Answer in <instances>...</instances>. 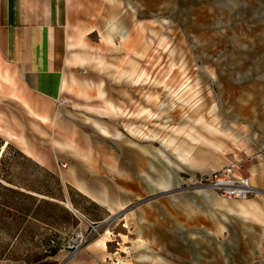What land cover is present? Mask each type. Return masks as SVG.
I'll return each instance as SVG.
<instances>
[{
  "label": "rangeland",
  "instance_id": "rangeland-1",
  "mask_svg": "<svg viewBox=\"0 0 264 264\" xmlns=\"http://www.w3.org/2000/svg\"><path fill=\"white\" fill-rule=\"evenodd\" d=\"M47 10L57 40L30 33L47 88L0 52L12 80L0 78V136L59 180L49 197L57 222L35 239L49 254L33 264H264V189L225 199L199 182L234 160L247 174L264 149V0H67ZM80 32L86 47L68 49ZM76 51L80 65L68 66ZM70 73L91 98L62 91Z\"/></svg>",
  "mask_w": 264,
  "mask_h": 264
},
{
  "label": "trees",
  "instance_id": "trees-1",
  "mask_svg": "<svg viewBox=\"0 0 264 264\" xmlns=\"http://www.w3.org/2000/svg\"><path fill=\"white\" fill-rule=\"evenodd\" d=\"M58 181L0 136V260L33 264L49 254L38 251L35 239L41 224L57 222L59 204L49 197H58Z\"/></svg>",
  "mask_w": 264,
  "mask_h": 264
},
{
  "label": "crops",
  "instance_id": "crops-1",
  "mask_svg": "<svg viewBox=\"0 0 264 264\" xmlns=\"http://www.w3.org/2000/svg\"><path fill=\"white\" fill-rule=\"evenodd\" d=\"M61 2H67V0H0V52L6 56V58L12 59L15 61L16 65L21 67L22 70L29 76L33 86L37 89L47 88L45 84V77L43 76L44 72L47 70L41 71L38 67L40 62L38 61V45L35 46L32 43H35L36 38H30V33L37 34L38 32H43L47 34V41L53 43L57 39L55 38L53 31L55 28H58L57 23L53 21V16L48 12L47 5H60ZM46 6V10L44 11ZM56 10V9H55ZM55 20H59V12L54 11ZM113 23V22H112ZM110 25H115V22ZM47 25V27H44ZM36 26V28H34ZM38 26L41 28L38 29ZM32 28L33 30L31 31ZM54 32V33H52ZM91 33V32H89ZM84 33L80 32L77 35L70 36L69 34L66 37L68 49H75L77 47H86V42L84 40ZM123 33L121 34L122 39L124 38ZM63 42V38L60 39ZM50 46H47L48 58L51 57ZM44 50V49H43ZM82 52H72L71 56L66 59V64L68 66H77L80 65L77 61L78 56ZM82 59V58H80ZM38 68V69H37ZM36 70V71H35ZM43 72V73H42ZM73 73H70L68 76H64L61 89L64 90H76L79 94L86 95L91 98L92 96L87 93V89L90 87L80 86L78 84V78ZM143 74L136 75L135 83L142 80ZM0 78H3L7 81H12L9 77L8 71L3 72L0 67ZM77 83V84H76ZM56 88V87H55ZM98 94L100 97L104 96V92L98 89ZM22 97V96H21ZM23 102L26 107L34 111L30 103L23 98ZM89 110H94L93 108H88ZM35 112V111H34ZM102 113V110H99ZM114 112V113H113ZM36 113V112H35ZM105 113L116 115L117 111H113V104L110 103V106L107 107ZM38 114V113H37ZM40 118H45L47 115H40ZM45 120H49L46 118ZM92 123L100 128L99 130L106 136H110L107 127L104 124H101L99 120H94ZM119 135V134H118ZM120 136V135H119ZM261 154H258L259 158L256 160L250 159L248 173L251 183L260 188L264 189V149L261 150ZM251 157V155H247Z\"/></svg>",
  "mask_w": 264,
  "mask_h": 264
},
{
  "label": "built area",
  "instance_id": "built-area-1",
  "mask_svg": "<svg viewBox=\"0 0 264 264\" xmlns=\"http://www.w3.org/2000/svg\"><path fill=\"white\" fill-rule=\"evenodd\" d=\"M242 169V161L234 160L199 182L225 199H244L261 190L251 183L249 174H243Z\"/></svg>",
  "mask_w": 264,
  "mask_h": 264
},
{
  "label": "bare ground",
  "instance_id": "bare-ground-1",
  "mask_svg": "<svg viewBox=\"0 0 264 264\" xmlns=\"http://www.w3.org/2000/svg\"><path fill=\"white\" fill-rule=\"evenodd\" d=\"M111 23H112V22H111ZM113 23H114V22H113ZM113 23H112V24H113ZM111 26H112V25H111ZM111 31H112V30H111ZM122 36H123V35H122ZM107 38H108V37H107ZM121 38H122V37H121ZM108 39H109V38H108ZM108 39H107V40H108ZM110 39H111V37H110ZM107 40H106V41H107ZM122 40H124V38H123ZM109 42H110V41H109ZM110 43H111V42H110ZM130 75H131V74H130ZM27 108H28V107H27ZM28 110H29L31 113H33V114H35V115H38L37 113H35L34 111H32L30 108H28ZM46 118H48V117H45L44 120H45ZM38 120H39V119H38ZM210 129L213 130L212 127H211ZM214 129H215V128H214Z\"/></svg>",
  "mask_w": 264,
  "mask_h": 264
}]
</instances>
